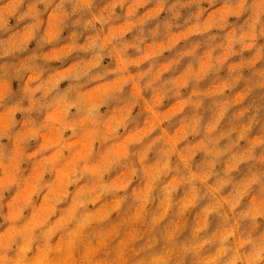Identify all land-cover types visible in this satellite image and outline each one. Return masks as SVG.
Listing matches in <instances>:
<instances>
[{
	"label": "clouds",
	"instance_id": "1",
	"mask_svg": "<svg viewBox=\"0 0 264 264\" xmlns=\"http://www.w3.org/2000/svg\"><path fill=\"white\" fill-rule=\"evenodd\" d=\"M0 264H264V0H0Z\"/></svg>",
	"mask_w": 264,
	"mask_h": 264
}]
</instances>
